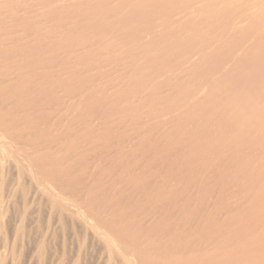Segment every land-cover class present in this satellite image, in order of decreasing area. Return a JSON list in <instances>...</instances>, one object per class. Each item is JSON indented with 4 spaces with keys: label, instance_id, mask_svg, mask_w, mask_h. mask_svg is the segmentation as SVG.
Instances as JSON below:
<instances>
[{
    "label": "bare ground",
    "instance_id": "6f19581e",
    "mask_svg": "<svg viewBox=\"0 0 264 264\" xmlns=\"http://www.w3.org/2000/svg\"><path fill=\"white\" fill-rule=\"evenodd\" d=\"M44 208L100 264H264V0H0V235Z\"/></svg>",
    "mask_w": 264,
    "mask_h": 264
},
{
    "label": "rangeland",
    "instance_id": "374dc122",
    "mask_svg": "<svg viewBox=\"0 0 264 264\" xmlns=\"http://www.w3.org/2000/svg\"><path fill=\"white\" fill-rule=\"evenodd\" d=\"M34 219V222H29L26 225L25 230V235L26 233L27 237L30 235V241L26 239L23 240L21 244L13 243V240L11 238L12 226L9 228L10 224H8L7 229L9 231L5 228L4 233L0 235V241L4 240L7 247L10 249V246L14 245V252H12L11 250L12 255L6 254V256H9L2 257L0 260V264H11V261L12 264H60V262H62V264H72V259L78 253V251L79 254H81L80 264H100L101 254L96 243H92L91 241L87 240L86 245L88 246H81V243H79V241H77L75 238H72L69 233L66 232L63 235L59 227H55V225L50 222L51 220H49V216L45 208L38 215H35ZM36 227L37 229H35ZM47 228L48 234H46ZM35 230H38L39 232H36L34 234ZM42 238H45V246L43 247L40 253L41 255L39 254V256L36 253V244ZM88 242L90 243V245ZM2 250L3 249H1L0 246V253H3ZM72 251H75L76 254Z\"/></svg>",
    "mask_w": 264,
    "mask_h": 264
}]
</instances>
